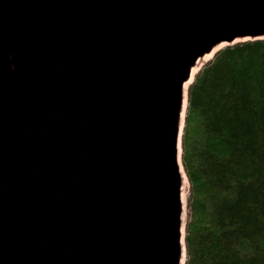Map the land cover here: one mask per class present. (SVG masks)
<instances>
[{
	"label": "water",
	"instance_id": "water-1",
	"mask_svg": "<svg viewBox=\"0 0 264 264\" xmlns=\"http://www.w3.org/2000/svg\"><path fill=\"white\" fill-rule=\"evenodd\" d=\"M261 39L264 0H0V264H185V88Z\"/></svg>",
	"mask_w": 264,
	"mask_h": 264
},
{
	"label": "trees",
	"instance_id": "trees-1",
	"mask_svg": "<svg viewBox=\"0 0 264 264\" xmlns=\"http://www.w3.org/2000/svg\"><path fill=\"white\" fill-rule=\"evenodd\" d=\"M187 97L185 264H264V39L216 52Z\"/></svg>",
	"mask_w": 264,
	"mask_h": 264
},
{
	"label": "bare ground",
	"instance_id": "bare-ground-1",
	"mask_svg": "<svg viewBox=\"0 0 264 264\" xmlns=\"http://www.w3.org/2000/svg\"><path fill=\"white\" fill-rule=\"evenodd\" d=\"M210 57H211V55H207L203 59H200L198 64L192 70V75L193 76L198 72L200 67L210 59ZM187 88H188V86L185 88V92H186ZM184 103H185V100H184ZM187 187H188V181L186 179L185 174L183 173V182H182V200H183V202H184V198L187 195Z\"/></svg>",
	"mask_w": 264,
	"mask_h": 264
},
{
	"label": "rangeland",
	"instance_id": "rangeland-1",
	"mask_svg": "<svg viewBox=\"0 0 264 264\" xmlns=\"http://www.w3.org/2000/svg\"><path fill=\"white\" fill-rule=\"evenodd\" d=\"M186 216H187V213H186Z\"/></svg>",
	"mask_w": 264,
	"mask_h": 264
}]
</instances>
